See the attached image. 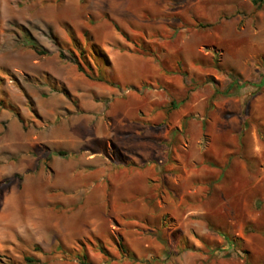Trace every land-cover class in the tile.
I'll use <instances>...</instances> for the list:
<instances>
[{"label": "rangeland", "instance_id": "obj_1", "mask_svg": "<svg viewBox=\"0 0 264 264\" xmlns=\"http://www.w3.org/2000/svg\"><path fill=\"white\" fill-rule=\"evenodd\" d=\"M0 99V264H264V5L0 0Z\"/></svg>", "mask_w": 264, "mask_h": 264}, {"label": "trees", "instance_id": "obj_2", "mask_svg": "<svg viewBox=\"0 0 264 264\" xmlns=\"http://www.w3.org/2000/svg\"><path fill=\"white\" fill-rule=\"evenodd\" d=\"M251 1L257 7H260V6L264 5V0H251ZM39 52H43V51H39ZM92 53L94 55H96V56H97V54H100L98 52L96 53L95 52V49H93V52ZM262 83H263V76H261L258 81L254 82L252 84H254L256 86H261ZM4 104H5L4 101L0 99V107H4L5 106ZM11 108L13 109V107H11ZM13 110H15V109H13ZM16 113L19 114L18 112H16ZM55 153L56 154H59V155H66L67 154V152H65L64 150H57ZM118 246H120V245H118ZM99 248H100V250L102 251L103 254H107V252L103 249L102 245H99ZM120 248H122V247L120 246ZM121 250H122L124 256H127L128 255L126 252H124L123 249H121ZM166 253H169V251H167ZM86 259H87V255L83 251V253H81L79 255V262L82 263V264H88V262L86 261ZM20 262L22 264H38L39 263V260L35 256H33L31 254H25L22 257V261H20Z\"/></svg>", "mask_w": 264, "mask_h": 264}]
</instances>
